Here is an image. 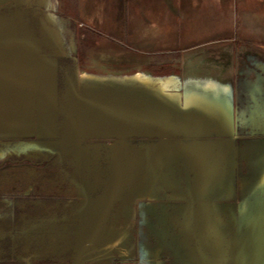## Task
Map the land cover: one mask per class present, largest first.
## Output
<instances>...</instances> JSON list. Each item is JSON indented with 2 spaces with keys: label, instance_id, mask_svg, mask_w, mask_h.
Listing matches in <instances>:
<instances>
[{
  "label": "water",
  "instance_id": "water-1",
  "mask_svg": "<svg viewBox=\"0 0 264 264\" xmlns=\"http://www.w3.org/2000/svg\"><path fill=\"white\" fill-rule=\"evenodd\" d=\"M39 1L0 0V160L72 170L81 198L70 264L122 238L111 214L135 203L173 264H264V51L230 37L183 52L171 73L135 58L107 80L34 26Z\"/></svg>",
  "mask_w": 264,
  "mask_h": 264
},
{
  "label": "rangeland",
  "instance_id": "rangeland-1",
  "mask_svg": "<svg viewBox=\"0 0 264 264\" xmlns=\"http://www.w3.org/2000/svg\"><path fill=\"white\" fill-rule=\"evenodd\" d=\"M219 2L218 10L212 7L208 10L200 9L199 12H196L197 9L193 7L192 2L188 3L187 9H183L182 12L180 10V16L175 15L178 21L174 22L169 17L173 14H166L168 9L172 12V7L161 0H41L34 9L33 19L34 26L39 27L42 24L49 33L56 35L54 36L58 39L56 42L62 45L61 49L63 48L62 51L57 49L60 53H72V49L75 50L77 46V64L81 71L100 74L101 78L109 80L114 78L115 73L125 74L121 70L116 72L114 71L116 69H110L115 62L130 64L129 62L136 58L143 63L148 61L147 66L150 69L153 68L154 75L171 73L180 66L183 52L220 42L221 39H225V43H228L229 37L235 40L233 43L236 48L255 46L264 51V0H221ZM43 7L46 8L45 11ZM177 11L179 10L173 13ZM41 12H43L42 15ZM162 12L165 14L162 15ZM141 16H145L146 24L142 25ZM157 18H159L161 30L166 29L165 21L167 20L166 39H159L161 33L155 31L156 24L153 20ZM143 29L145 33H148V37L141 32ZM36 30L39 31L38 28ZM72 46L75 47L72 48ZM136 53L145 55L136 56ZM97 64L105 67V71H101V68L99 71ZM198 74L202 76L203 71ZM202 82L197 83V88L200 93L206 94L204 97L222 99L225 92L222 88L215 85L209 93L207 85H202L206 81ZM252 119L251 117L250 120ZM1 155L3 154L0 153V158ZM47 176L46 179L53 183L55 192L59 193L60 197L68 195L69 199L64 198L63 205L61 204L62 207L59 208V204H47L41 201L39 205L48 207L47 212L38 215L32 225L33 227L51 226L57 230V234L67 229L66 234L61 233L67 238H63L60 234V239L55 244L58 247H47L38 251L25 244L24 249L21 250L24 260L31 256H38L43 251L46 254L57 251L61 256L72 252V257L76 253L75 231L78 228V208L81 198L78 193V182L73 178L72 170L66 168H53L52 174ZM60 197L57 201L61 200ZM117 206L115 205L113 209L109 226L111 225L115 231L113 234H119L118 230H122L120 232L122 238L118 240L114 238L105 252L92 254L90 260L84 264H115L117 258L122 260V264H173L172 254L158 247L160 243L157 238L147 230L144 215L148 218V224L154 222V217L151 214L146 215L144 211L141 212V205L137 203L128 206L126 208L128 212L125 213L127 215L121 217L116 213ZM137 212L142 215L138 217V220H136ZM65 240L71 241H67L68 244L64 245L62 243H65ZM143 251L149 254L155 252L157 263L146 258Z\"/></svg>",
  "mask_w": 264,
  "mask_h": 264
},
{
  "label": "flooded vegetation",
  "instance_id": "flooded-vegetation-1",
  "mask_svg": "<svg viewBox=\"0 0 264 264\" xmlns=\"http://www.w3.org/2000/svg\"><path fill=\"white\" fill-rule=\"evenodd\" d=\"M53 168L57 169V166L0 160V264H70L73 260L72 252L61 256L57 251L51 254L43 251L40 255L25 260L21 256L25 244L37 251L58 247L55 244L60 239L59 235L68 232L66 229L57 234V230L51 226L32 225L38 215L47 212L48 207L39 205L41 201L59 204V208L68 196L60 197L55 192L53 183L46 179L47 174H52ZM32 172L35 174L32 175ZM59 197L61 200L57 201ZM62 234L60 236L65 238L66 235ZM67 241L71 240H65L62 244L67 245ZM115 264H122V260L117 258Z\"/></svg>",
  "mask_w": 264,
  "mask_h": 264
},
{
  "label": "crops",
  "instance_id": "crops-1",
  "mask_svg": "<svg viewBox=\"0 0 264 264\" xmlns=\"http://www.w3.org/2000/svg\"><path fill=\"white\" fill-rule=\"evenodd\" d=\"M161 1H163L164 4L170 5V7H172V9H173L172 12L168 9L166 11V14L172 13L173 15L170 14L169 17H171L173 19V21L175 22V20L178 21V18H176V17L180 16V10L182 12V11H184L183 9H187L188 8L187 7L188 3L192 2L191 4L193 5V7L195 9H197L196 12H199L200 9L201 10H203V9H207L208 10L209 8H212V7L216 8L218 10L219 4H220L219 1H221V0H161ZM176 10H179V11H177V13L175 12V14H174L173 12L176 11ZM164 14L165 13L162 12V15H164ZM175 15H176V17H175ZM153 21H154V24L157 25V26L156 25L154 26V28H156L155 31L161 33L160 39H166L165 36H167V34L165 32H167V30H168V28H167L168 25L166 23L167 20L166 21L164 20L165 24H166V27H165L166 29L163 28L162 30L160 29V26H159V24H160L159 18L154 19ZM173 21H170V22H173ZM151 24H152V22H151ZM175 40H173V42H175ZM170 43H169V45H170Z\"/></svg>",
  "mask_w": 264,
  "mask_h": 264
}]
</instances>
